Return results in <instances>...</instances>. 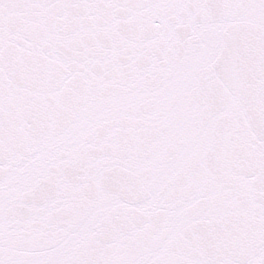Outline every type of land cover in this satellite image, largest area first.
Segmentation results:
<instances>
[{
  "label": "snow or ice",
  "instance_id": "1",
  "mask_svg": "<svg viewBox=\"0 0 264 264\" xmlns=\"http://www.w3.org/2000/svg\"><path fill=\"white\" fill-rule=\"evenodd\" d=\"M0 264H264V0H0Z\"/></svg>",
  "mask_w": 264,
  "mask_h": 264
}]
</instances>
